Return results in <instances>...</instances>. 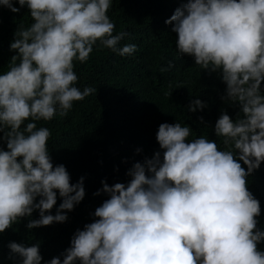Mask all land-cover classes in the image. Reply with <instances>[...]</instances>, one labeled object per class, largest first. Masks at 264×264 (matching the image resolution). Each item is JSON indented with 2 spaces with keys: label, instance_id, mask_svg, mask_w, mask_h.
<instances>
[{
  "label": "clouds",
  "instance_id": "1",
  "mask_svg": "<svg viewBox=\"0 0 264 264\" xmlns=\"http://www.w3.org/2000/svg\"><path fill=\"white\" fill-rule=\"evenodd\" d=\"M15 2L20 7L13 0L0 6L13 14L26 6L33 22L18 26L9 45L16 54L0 74V233L34 210L39 218L30 219L28 229L65 222L84 198V177L71 183L66 167L53 165L51 132L35 122L63 124L85 97L97 96L91 84L81 90L78 74L97 41L121 56L136 51L135 44L117 48L128 29L114 35L107 13L119 2L128 19L143 8L151 15L166 9L179 55L219 70L226 84L221 99L239 111L235 120L222 111L215 122L227 150L204 136L188 141L191 130L181 123H161L156 140L163 153L133 163L111 186L102 180L93 195L109 198L95 208L98 219L77 229L70 247L45 264H264L260 202L246 179L264 162V0ZM187 107L194 112L207 105L195 99ZM57 191L62 202L53 215ZM8 248L20 264H41L39 243L11 241Z\"/></svg>",
  "mask_w": 264,
  "mask_h": 264
},
{
  "label": "trees",
  "instance_id": "2",
  "mask_svg": "<svg viewBox=\"0 0 264 264\" xmlns=\"http://www.w3.org/2000/svg\"><path fill=\"white\" fill-rule=\"evenodd\" d=\"M13 3L20 7L15 0ZM119 6V2L115 6L112 3L107 13L115 24L114 35L128 29L117 48L135 44L136 51L121 56L97 41L89 59L78 64L81 90L91 84L97 89V96L85 97L84 103L78 105L63 124L52 119L35 122L38 128L47 127L51 132L48 148L53 165L63 164L71 183L84 177L85 196L72 211H67L65 222L28 229L27 222L39 218L38 210H34L30 217L20 218L0 233V264H20L19 255L10 253L8 248L11 241L25 246L39 243L41 264L51 259L50 254L54 257L61 248L70 247L75 231L83 230L85 224L98 219L92 215L95 208L109 198L104 192L93 195L102 188L101 181L111 186L112 180L122 171L127 172L133 163H143L156 151L163 153L156 140L161 123H181L191 130L188 141L204 136L214 140L220 150H227L223 137L215 135V122L222 111L235 120L239 108L221 99L226 84L220 71L200 68L192 56L179 55L175 47L177 34L171 31V24H165L169 18L164 15L166 9H162V14L151 15L143 8L141 16L133 15L128 19L118 12ZM32 22L26 6L15 14L0 6V74L8 70L10 58L16 54L9 45L18 26L28 27ZM169 63L173 66L169 67ZM195 99H200L207 107L190 112L187 106ZM199 117H203L202 122ZM29 122L32 121L27 120L25 124ZM239 162L246 169L247 166ZM130 179L129 176L125 184ZM246 179L248 190L260 202L257 227L264 231V162ZM61 202L57 191L51 214L56 213ZM258 248L264 251V241Z\"/></svg>",
  "mask_w": 264,
  "mask_h": 264
}]
</instances>
